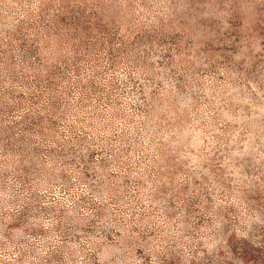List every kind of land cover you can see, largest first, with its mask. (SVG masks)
Wrapping results in <instances>:
<instances>
[{"label": "rangeland", "instance_id": "obj_1", "mask_svg": "<svg viewBox=\"0 0 264 264\" xmlns=\"http://www.w3.org/2000/svg\"><path fill=\"white\" fill-rule=\"evenodd\" d=\"M0 264H264V0H0Z\"/></svg>", "mask_w": 264, "mask_h": 264}]
</instances>
